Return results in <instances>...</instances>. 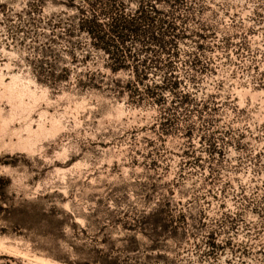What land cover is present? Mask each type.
I'll use <instances>...</instances> for the list:
<instances>
[{"label":"rangeland","instance_id":"obj_1","mask_svg":"<svg viewBox=\"0 0 264 264\" xmlns=\"http://www.w3.org/2000/svg\"><path fill=\"white\" fill-rule=\"evenodd\" d=\"M92 2L0 0V264H264V0H116L130 93Z\"/></svg>","mask_w":264,"mask_h":264},{"label":"trees","instance_id":"obj_2","mask_svg":"<svg viewBox=\"0 0 264 264\" xmlns=\"http://www.w3.org/2000/svg\"><path fill=\"white\" fill-rule=\"evenodd\" d=\"M97 5L99 9L95 12L93 7ZM89 8L88 13L84 14L77 23L78 32L85 35L92 49L100 52L105 58V67L110 74L114 75L123 70H131V77L138 83L133 86L131 82H127L124 89L129 93L131 90L137 91V85L140 84V79L144 78V72L138 75L135 68L130 66L131 57L124 44L127 39L140 37L145 38L150 44L162 48L166 43L158 33L150 30L155 26L154 20L143 11L142 7H138L134 14L128 15L124 11V5L117 3L116 0H108L106 3L102 0H93ZM178 85L179 83L174 81L172 89H176ZM2 181L0 179V188ZM5 182L8 184L7 180ZM2 195L3 193H0V196ZM27 205L31 206L34 203L22 202L15 210L19 214H24ZM5 210L0 205V211ZM11 224L17 228L26 226L20 220L12 221ZM57 224L58 228L62 230L61 222L58 221Z\"/></svg>","mask_w":264,"mask_h":264}]
</instances>
